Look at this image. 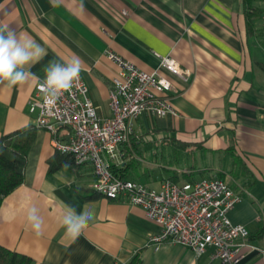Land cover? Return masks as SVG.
Listing matches in <instances>:
<instances>
[{"label":"crops","instance_id":"0c3cea01","mask_svg":"<svg viewBox=\"0 0 264 264\" xmlns=\"http://www.w3.org/2000/svg\"><path fill=\"white\" fill-rule=\"evenodd\" d=\"M256 5L263 26L264 0ZM245 6L244 0H0V26L26 33L46 49L31 67L40 79L49 61L78 58L102 117L112 115L111 79L118 70L107 49L146 71L160 70L159 55L188 69L187 82L171 76L179 91L172 98L178 114L140 116L112 164L125 178L152 188L166 179L181 181L182 174L189 180L222 178L243 196L229 211L230 220L246 225L250 241L264 249V232L258 236L264 218V71L257 65L264 62V47L260 36L246 31ZM36 84H0V138L36 127L24 183L0 207L1 245L30 256L33 264H128L137 254L143 264H264L259 250L222 263L210 258L211 250L198 257L171 240L154 243L158 223L139 205L98 194L91 165L52 169L59 153L53 135L37 127L29 111ZM68 132L60 128L59 137L67 140ZM164 148L169 155L159 153ZM233 150L245 163L243 173L232 172ZM65 204L78 212L87 204L94 213L75 242L59 222ZM32 206L44 221L39 235L27 223Z\"/></svg>","mask_w":264,"mask_h":264},{"label":"built area","instance_id":"2783aa9c","mask_svg":"<svg viewBox=\"0 0 264 264\" xmlns=\"http://www.w3.org/2000/svg\"><path fill=\"white\" fill-rule=\"evenodd\" d=\"M105 54L118 65L111 79L112 115L99 114L80 74L79 87L65 93L54 109L44 106L37 82L29 101L30 113L36 114V126L52 133L58 152L71 154L77 165L93 167L98 194L141 206L161 228L159 234L152 236V242L171 240L198 257L211 250L210 258L222 263H236L247 251L264 253V249L250 241L246 225L230 220L229 211L243 196L222 178L211 176L179 182L166 179L160 188H152L113 171L112 162L120 147L130 141L140 116L178 114L172 98L179 91L171 76L187 82L191 72L171 56L159 55L160 70L167 72L163 74L159 69L146 71L111 49ZM60 128L69 130L67 140L59 137Z\"/></svg>","mask_w":264,"mask_h":264},{"label":"clouds","instance_id":"9594fccd","mask_svg":"<svg viewBox=\"0 0 264 264\" xmlns=\"http://www.w3.org/2000/svg\"><path fill=\"white\" fill-rule=\"evenodd\" d=\"M46 55V49L26 33L18 35L8 25L0 26V84L11 89L38 82L44 106L54 109L65 93L79 87L82 66L78 58L64 62L51 60L43 69L45 75L41 81L31 71V67ZM26 218L29 227L39 235L44 223L39 209L35 206L28 208ZM93 219L94 213L87 204L79 212L75 207L65 204L59 222L64 229V235L75 242L88 229Z\"/></svg>","mask_w":264,"mask_h":264},{"label":"trees","instance_id":"16d2710c","mask_svg":"<svg viewBox=\"0 0 264 264\" xmlns=\"http://www.w3.org/2000/svg\"><path fill=\"white\" fill-rule=\"evenodd\" d=\"M258 1L244 0L246 5V31L248 35L257 34L260 36L264 47V25H258V21L263 17V10L256 5ZM257 65L264 71V62ZM35 132L36 127L31 125L5 133L0 138V207L4 198L24 183L28 151L34 141ZM232 153L234 155V168L232 172L234 174L243 173L247 169L243 159L234 150ZM68 156L72 157L71 162ZM65 163H75L73 156L59 152L56 158L51 160V168L56 169ZM113 168L115 169V165ZM114 172L119 174L117 169ZM119 175L124 177L122 174ZM172 181L179 182L176 179ZM260 225L258 236L263 235L264 232V222L262 221ZM0 264H33V259L24 253L9 249L0 244ZM128 264H143V262L137 254Z\"/></svg>","mask_w":264,"mask_h":264},{"label":"rangeland","instance_id":"374dc122","mask_svg":"<svg viewBox=\"0 0 264 264\" xmlns=\"http://www.w3.org/2000/svg\"><path fill=\"white\" fill-rule=\"evenodd\" d=\"M169 151H170L169 149H165V148H164V149H162V151H161V149H160V150H159V153H164V155L167 156V155H169V154H167ZM160 155H161V154H160ZM145 156H146V157H149L148 154H146ZM159 157H161V156H159ZM149 158H150V157H149ZM113 166H114V163L112 164V169H114ZM115 169H116V166H115ZM115 169H114V170H115ZM114 170H113V171H114ZM128 179H129V178H128ZM132 180H133V179H132ZM185 180H189V178H187L185 175L182 174V175H181V181H185ZM190 180H193V179H190Z\"/></svg>","mask_w":264,"mask_h":264}]
</instances>
